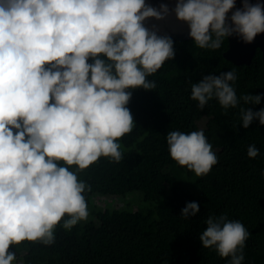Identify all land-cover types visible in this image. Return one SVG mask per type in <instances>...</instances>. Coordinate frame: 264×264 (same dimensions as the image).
Here are the masks:
<instances>
[{"label":"clouds","instance_id":"1","mask_svg":"<svg viewBox=\"0 0 264 264\" xmlns=\"http://www.w3.org/2000/svg\"><path fill=\"white\" fill-rule=\"evenodd\" d=\"M235 3L177 0L174 11L196 46L218 49L233 34L251 43L264 33V4L242 0L229 23ZM169 11L145 0H0V264H17L9 249L24 240L52 244L65 214L68 230L88 220L83 193L91 187L67 166L84 170L101 156L121 161L117 141L134 126L128 89H154L147 77L175 56L172 38L144 21ZM236 80L235 70L207 75L191 85V99L203 109L215 97L224 110L241 100L261 102L260 95L238 98ZM257 118L264 125V109H240L244 128ZM166 140L171 158L197 177L218 163L202 130L170 131ZM258 155L249 145L247 156ZM199 211L192 201L181 214L187 219ZM205 223L203 247L230 258L227 264H242L250 236L245 225L226 213Z\"/></svg>","mask_w":264,"mask_h":264},{"label":"trees","instance_id":"2","mask_svg":"<svg viewBox=\"0 0 264 264\" xmlns=\"http://www.w3.org/2000/svg\"><path fill=\"white\" fill-rule=\"evenodd\" d=\"M172 40L174 58L147 77L156 87L128 89L134 126L117 141L121 161L101 156L84 170L57 162L90 185L83 193L88 220L68 230L65 214L52 244L12 245L17 264H227L230 258L200 240L208 216L225 213L250 233L242 264H264V125L257 118L244 128L240 120L241 108L264 109L262 53L258 50L251 63L236 64L224 55L228 37L218 49L199 48L193 38ZM231 70L237 74L238 98L260 95L259 104L241 100L237 108L224 110L213 97L201 109L191 99L192 84ZM174 130L204 131L218 158L207 175L197 177L171 158L166 137ZM251 144L259 149L256 158L247 156ZM112 198L125 203L113 207ZM192 201L200 211L184 219L181 211ZM103 202L107 206L101 208Z\"/></svg>","mask_w":264,"mask_h":264},{"label":"water","instance_id":"3","mask_svg":"<svg viewBox=\"0 0 264 264\" xmlns=\"http://www.w3.org/2000/svg\"><path fill=\"white\" fill-rule=\"evenodd\" d=\"M145 2L157 9L160 8L161 4H167L170 9L164 19L147 18L144 21V25L148 29L156 31L159 36H168L172 39L182 40L191 38L188 23L179 20L174 11L177 0H145ZM250 2L253 4L257 2L264 4V0H250ZM242 7V0H236L235 8L227 14L229 23H231L230 17L232 12ZM228 39V48L224 51V55L236 64L251 63L258 50L261 51L264 59V33L258 34L251 43H246L236 34L229 36Z\"/></svg>","mask_w":264,"mask_h":264},{"label":"rangeland","instance_id":"4","mask_svg":"<svg viewBox=\"0 0 264 264\" xmlns=\"http://www.w3.org/2000/svg\"><path fill=\"white\" fill-rule=\"evenodd\" d=\"M112 199H113V198H112ZM96 201H98V199L94 200L93 202H96ZM109 201L112 202V206H113V207H122V206L124 205V203H125L122 199H113V200H109ZM93 202H92V203H93ZM92 203H91V204H92ZM91 204H90V205H91ZM106 206H107V203H106V202H103L102 205H101V208H102V207H106ZM12 264H13V263H12Z\"/></svg>","mask_w":264,"mask_h":264}]
</instances>
